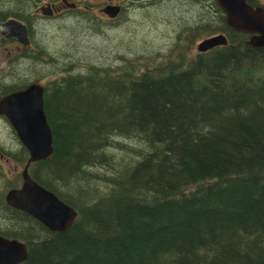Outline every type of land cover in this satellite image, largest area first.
Listing matches in <instances>:
<instances>
[{"label": "trees", "instance_id": "trees-1", "mask_svg": "<svg viewBox=\"0 0 264 264\" xmlns=\"http://www.w3.org/2000/svg\"><path fill=\"white\" fill-rule=\"evenodd\" d=\"M208 6L214 21L197 30L225 45L143 71L87 65L46 86L54 153L29 172L77 217L51 231L0 197V235L27 245L17 264H264V47ZM119 137L144 145L116 166ZM95 166L112 169L104 191Z\"/></svg>", "mask_w": 264, "mask_h": 264}, {"label": "rangeland", "instance_id": "rangeland-1", "mask_svg": "<svg viewBox=\"0 0 264 264\" xmlns=\"http://www.w3.org/2000/svg\"><path fill=\"white\" fill-rule=\"evenodd\" d=\"M102 1L80 2L84 9L66 10L56 17L31 18L36 7L29 6V0H0L6 18L15 12L27 16L32 42L31 49L24 51L16 41H0V87L32 81L51 86L87 65L118 68L134 61L133 71H143L178 62L181 57L191 58L198 53L197 44L209 36L197 28L215 17L213 10L208 11V0H127L128 5L109 21L101 11ZM257 1L264 6V0ZM118 139L120 146L109 148L116 166L123 158H135V150L144 145L134 138ZM22 146L7 118L0 115V151L7 156L0 157L2 200L8 189L21 185L18 175L25 161L12 156ZM89 171L99 177L96 187L106 190L104 177L112 174V169L95 166ZM5 218L0 207V228Z\"/></svg>", "mask_w": 264, "mask_h": 264}, {"label": "water", "instance_id": "water-1", "mask_svg": "<svg viewBox=\"0 0 264 264\" xmlns=\"http://www.w3.org/2000/svg\"><path fill=\"white\" fill-rule=\"evenodd\" d=\"M216 2L230 28L250 34L249 43L253 47H264V6H253L247 0ZM103 11L114 18L120 6L108 5ZM0 33L6 38L21 35L18 39L24 44L28 43L25 25L15 19L0 22ZM226 43V36L219 33L202 39L197 49L205 52ZM44 90L43 83L33 81L23 89L13 90L0 97V115L7 118L29 155L21 170V185L8 189L4 200L10 207L34 217L49 230L66 231L75 222L77 211L37 183L29 172L32 162L48 159L54 153L52 130L44 110ZM26 257V242L0 235V264H17Z\"/></svg>", "mask_w": 264, "mask_h": 264}, {"label": "flooded vegetation", "instance_id": "flooded-vegetation-1", "mask_svg": "<svg viewBox=\"0 0 264 264\" xmlns=\"http://www.w3.org/2000/svg\"><path fill=\"white\" fill-rule=\"evenodd\" d=\"M84 1H88V0H29L28 5L31 6L33 4L36 7V8H34V12L30 14V17L31 18H35L37 16L38 17H44V16L45 17H56L57 15H62V13L64 11H66V10H76L78 8H83L84 9V7H86L85 5H83V7L82 6L79 7V3L80 2H84ZM31 2H33V3H31ZM102 2L104 4L101 7V11L105 15H107L103 11V8L105 6H108V5H119L120 6L119 13H120L128 5V1L127 0H103ZM13 15L7 17L5 20L0 21V22H4V21L9 20V19H15V20L20 21L21 23H23L25 25V28H26V33H27V37H28V43L24 44L18 39V38L22 37L21 35L11 36L9 38H6L4 35H2L0 33L1 38L4 39V41H9V40L16 41V42L19 43V47L31 48L32 47V42H31V38H30V22H29L27 16H25V14H24L22 17L18 18V17H15ZM106 19L109 20V21H112L114 18H110L107 15ZM23 88H20V89H23ZM45 89H46V86H45ZM44 93H45V90H44ZM1 96H3V95H0V97ZM43 97H44V95H43ZM0 157L3 158V157H6V156H5V154L3 152L0 151Z\"/></svg>", "mask_w": 264, "mask_h": 264}, {"label": "bare ground", "instance_id": "bare-ground-1", "mask_svg": "<svg viewBox=\"0 0 264 264\" xmlns=\"http://www.w3.org/2000/svg\"><path fill=\"white\" fill-rule=\"evenodd\" d=\"M24 212V211H23Z\"/></svg>", "mask_w": 264, "mask_h": 264}]
</instances>
